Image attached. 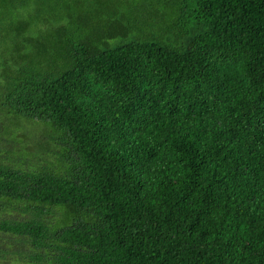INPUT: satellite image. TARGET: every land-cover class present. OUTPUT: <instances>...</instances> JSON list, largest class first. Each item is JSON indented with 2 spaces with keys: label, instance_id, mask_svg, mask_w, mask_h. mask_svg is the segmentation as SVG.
Here are the masks:
<instances>
[{
  "label": "trees",
  "instance_id": "1",
  "mask_svg": "<svg viewBox=\"0 0 264 264\" xmlns=\"http://www.w3.org/2000/svg\"><path fill=\"white\" fill-rule=\"evenodd\" d=\"M0 233V264H264V0H0Z\"/></svg>",
  "mask_w": 264,
  "mask_h": 264
},
{
  "label": "rangeland",
  "instance_id": "2",
  "mask_svg": "<svg viewBox=\"0 0 264 264\" xmlns=\"http://www.w3.org/2000/svg\"><path fill=\"white\" fill-rule=\"evenodd\" d=\"M0 237H3L5 238L6 240H10V235H5L3 233H0ZM8 242V241H6ZM15 258H16V255H12V256H8L6 258H4L3 260H1V264H15L14 261H15Z\"/></svg>",
  "mask_w": 264,
  "mask_h": 264
}]
</instances>
